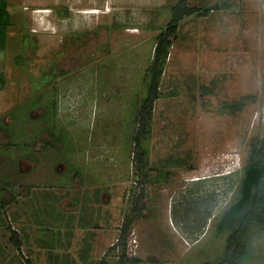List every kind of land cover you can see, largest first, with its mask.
Instances as JSON below:
<instances>
[{"label":"rangeland","instance_id":"rangeland-1","mask_svg":"<svg viewBox=\"0 0 264 264\" xmlns=\"http://www.w3.org/2000/svg\"><path fill=\"white\" fill-rule=\"evenodd\" d=\"M175 1L5 0L0 264H201L221 254L236 224L223 215L264 136V0H188L208 12L179 22L140 185L136 113ZM141 186L120 258L111 246ZM243 241L241 264H264V221Z\"/></svg>","mask_w":264,"mask_h":264},{"label":"trees","instance_id":"trees-1","mask_svg":"<svg viewBox=\"0 0 264 264\" xmlns=\"http://www.w3.org/2000/svg\"><path fill=\"white\" fill-rule=\"evenodd\" d=\"M6 6L5 0H0V45L4 41L5 30L9 24V14L6 11ZM207 12V9L201 11L198 7L190 6L188 0H176L171 6L169 21L155 37L151 61L147 68L146 94L139 101L136 113V127L132 137L134 144L132 159L135 170L142 176L137 181L140 185L146 181V174L142 172L145 158L143 140L149 132L153 105L160 96L159 86L163 67L169 48L176 36L179 22L186 16L192 14L204 15ZM238 105V103H235L232 104V107L237 108ZM239 194L238 201L225 211L221 221L222 225L226 224V226H229L233 221V217H236V224L226 236L221 254L212 261L202 262L201 264H241L248 255L246 243L243 241L244 236L253 221H264V136L250 144L248 161L243 167V174L240 180ZM143 197L144 192L141 186L131 201L130 213L120 227L117 241L111 246V249L121 248L120 258H125L124 248L129 226L143 209ZM11 233L13 236L10 239L18 248V238L14 231ZM100 264L105 263L102 260Z\"/></svg>","mask_w":264,"mask_h":264},{"label":"crops","instance_id":"crops-1","mask_svg":"<svg viewBox=\"0 0 264 264\" xmlns=\"http://www.w3.org/2000/svg\"><path fill=\"white\" fill-rule=\"evenodd\" d=\"M89 12L92 13V12H97V11L95 9H91V10H89Z\"/></svg>","mask_w":264,"mask_h":264}]
</instances>
